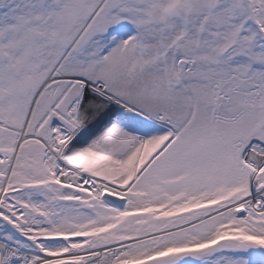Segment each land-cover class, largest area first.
Returning a JSON list of instances; mask_svg holds the SVG:
<instances>
[{
    "label": "snow or ice",
    "instance_id": "obj_1",
    "mask_svg": "<svg viewBox=\"0 0 264 264\" xmlns=\"http://www.w3.org/2000/svg\"><path fill=\"white\" fill-rule=\"evenodd\" d=\"M0 264H264V0H0Z\"/></svg>",
    "mask_w": 264,
    "mask_h": 264
}]
</instances>
